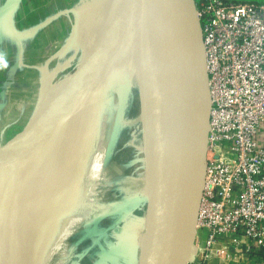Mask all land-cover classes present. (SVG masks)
<instances>
[{
    "label": "water",
    "instance_id": "obj_1",
    "mask_svg": "<svg viewBox=\"0 0 264 264\" xmlns=\"http://www.w3.org/2000/svg\"><path fill=\"white\" fill-rule=\"evenodd\" d=\"M139 48L151 98V155L138 264H186L207 143L208 91L193 0H111L77 67L31 122L0 146V178L59 130Z\"/></svg>",
    "mask_w": 264,
    "mask_h": 264
},
{
    "label": "built area",
    "instance_id": "obj_2",
    "mask_svg": "<svg viewBox=\"0 0 264 264\" xmlns=\"http://www.w3.org/2000/svg\"><path fill=\"white\" fill-rule=\"evenodd\" d=\"M207 75L202 187L186 264H264V0H193ZM204 233V240L200 236ZM236 264H244L236 262Z\"/></svg>",
    "mask_w": 264,
    "mask_h": 264
},
{
    "label": "rangeland",
    "instance_id": "obj_3",
    "mask_svg": "<svg viewBox=\"0 0 264 264\" xmlns=\"http://www.w3.org/2000/svg\"><path fill=\"white\" fill-rule=\"evenodd\" d=\"M72 1L63 2V6H51L49 1L48 8L33 12L34 21L46 18L49 22L47 34L53 50L47 49L41 58L39 75L32 78L25 99L19 98L16 107L7 109L8 132L0 144L24 129L77 67L111 2L80 0L75 9ZM103 93H115L118 102L103 150L108 178L99 187L103 207L75 234H64L57 254L59 261L71 253L67 264H138L141 251L152 144L151 98L148 83L134 70L131 56L115 68L95 97ZM200 240L203 242L204 233Z\"/></svg>",
    "mask_w": 264,
    "mask_h": 264
},
{
    "label": "bare ground",
    "instance_id": "obj_4",
    "mask_svg": "<svg viewBox=\"0 0 264 264\" xmlns=\"http://www.w3.org/2000/svg\"><path fill=\"white\" fill-rule=\"evenodd\" d=\"M131 61L145 79L139 48ZM117 104L115 93L97 95L0 178V264L68 263L71 253L57 254L64 234L103 207V150Z\"/></svg>",
    "mask_w": 264,
    "mask_h": 264
},
{
    "label": "crops",
    "instance_id": "obj_5",
    "mask_svg": "<svg viewBox=\"0 0 264 264\" xmlns=\"http://www.w3.org/2000/svg\"><path fill=\"white\" fill-rule=\"evenodd\" d=\"M49 1L51 6L53 3L60 6L67 0H0V138L6 137L8 132L6 124L9 122L6 120L10 113L7 109L16 107L17 100L21 101L19 98L25 99L26 91L31 89L32 78L39 75L41 58L47 49L53 50L52 40L49 42L47 34L49 22L46 18L34 21L37 12L48 8ZM79 2L73 0V8L77 9ZM237 261L249 264L250 259L238 254L235 260L234 252V259L225 264H236ZM208 264L218 263L210 260Z\"/></svg>",
    "mask_w": 264,
    "mask_h": 264
}]
</instances>
